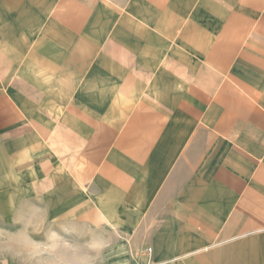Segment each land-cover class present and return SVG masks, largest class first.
I'll return each instance as SVG.
<instances>
[{"label": "crops", "instance_id": "obj_1", "mask_svg": "<svg viewBox=\"0 0 264 264\" xmlns=\"http://www.w3.org/2000/svg\"><path fill=\"white\" fill-rule=\"evenodd\" d=\"M30 223L264 264V0H0V264Z\"/></svg>", "mask_w": 264, "mask_h": 264}, {"label": "rangeland", "instance_id": "obj_2", "mask_svg": "<svg viewBox=\"0 0 264 264\" xmlns=\"http://www.w3.org/2000/svg\"><path fill=\"white\" fill-rule=\"evenodd\" d=\"M25 238V235L12 238L8 244L11 254L4 259L5 264H118L123 261L122 257H110L112 249L108 250L101 234H91L75 226L30 223L28 238Z\"/></svg>", "mask_w": 264, "mask_h": 264}, {"label": "built area", "instance_id": "obj_3", "mask_svg": "<svg viewBox=\"0 0 264 264\" xmlns=\"http://www.w3.org/2000/svg\"><path fill=\"white\" fill-rule=\"evenodd\" d=\"M151 249H147V253L150 254ZM137 264H170L169 262H153V261H148L145 263H137Z\"/></svg>", "mask_w": 264, "mask_h": 264}]
</instances>
